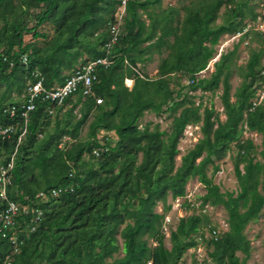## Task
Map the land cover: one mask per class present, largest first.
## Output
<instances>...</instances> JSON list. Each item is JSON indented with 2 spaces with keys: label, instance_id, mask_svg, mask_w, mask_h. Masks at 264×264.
I'll return each instance as SVG.
<instances>
[{
  "label": "trees",
  "instance_id": "1",
  "mask_svg": "<svg viewBox=\"0 0 264 264\" xmlns=\"http://www.w3.org/2000/svg\"><path fill=\"white\" fill-rule=\"evenodd\" d=\"M178 1L179 5L164 7L162 0H129L118 40L109 51L111 62L95 67L91 92L84 95L79 89L61 105L36 99L19 143L24 126L20 110L12 118H0L4 124L16 123V132L0 139V166L14 154L8 198L42 211L33 231L27 226L29 215L19 217L18 252H12L6 237L0 238V264H179L197 245L194 235L209 219L195 213L179 218L170 231L169 248L161 227L170 208L168 197L183 196L187 182L195 177L206 190L201 205H220L227 215V230L209 239L210 262L247 264L251 245L244 230L264 207V99L254 100L256 83L264 81L259 71L264 51L250 52L239 68L243 79L233 95L229 80L237 46L220 53L208 77L199 74L214 56L220 37L242 30L245 11L250 19L256 18V0ZM118 4L119 0H0V110L22 102L28 82L37 79L34 73L51 88L102 57ZM222 6L223 21L217 23ZM44 24L53 27L52 35L39 30ZM27 34L32 41H24ZM164 51L154 77L141 72L139 65ZM179 75L188 80L182 90L214 91L221 85L225 119L221 121L212 107L200 112L186 90L181 94V87L176 92L172 78ZM126 78L132 79L130 86ZM146 111L178 114L167 132L151 121L140 126ZM200 121L202 136L176 165L186 125ZM245 130L261 134L262 161L256 159L252 139L241 138ZM232 145L238 190L222 192L207 175V167L218 170L215 160ZM59 187L67 190L36 198L40 191ZM159 202L162 212L155 210ZM5 204L0 199V212ZM118 235L123 254L116 257Z\"/></svg>",
  "mask_w": 264,
  "mask_h": 264
},
{
  "label": "rangeland",
  "instance_id": "2",
  "mask_svg": "<svg viewBox=\"0 0 264 264\" xmlns=\"http://www.w3.org/2000/svg\"><path fill=\"white\" fill-rule=\"evenodd\" d=\"M262 2H264V0H256L253 2L255 6L254 10L257 14L255 19H250L247 11H245L246 17L243 22L244 26L240 32H237L235 34H224L220 37L218 44L215 46L216 51L214 53V56L210 59L207 67L199 74V76L201 77H208L213 71V63L219 58V53L231 50L234 46H237V52L234 58L235 67H233V72L229 80L231 83L230 92L232 95L243 79L240 74L239 68L246 63L250 52L252 50L259 49H262L264 51V15H262L260 7ZM162 4L165 7L169 4L179 5L180 3L178 0H162ZM224 10L225 7L222 6L218 13L219 15L216 21L217 23H221L223 21ZM259 16H261V20L258 19ZM33 23V18L30 17L28 21L29 26L33 25ZM39 30L45 32L48 36L52 35L53 33V27L50 24H44L39 28ZM32 40L33 39L31 38L30 34L24 36V41L28 42ZM37 42L39 44L43 43L42 40H38ZM166 53L167 52L164 51L161 54H152L150 60L146 61L144 64L139 65L141 72L150 77H154L157 72L158 63L160 59L166 55ZM259 71L264 74V55H262L261 58ZM172 80V87L174 88V90L177 92V90L181 87V94L182 92H184V90H186L188 96H190L191 100L194 101V104L200 106V112H202L204 107H212L215 111V114L221 121L225 119V113L223 111L221 102V85L214 91H201L200 89L188 91L189 89L185 87H183L184 89L182 90V86H186V84L188 83L186 76H173ZM125 84L130 86L132 84V79L126 78ZM256 86L257 92L254 100L259 102L264 99V81H258L256 83ZM22 96L23 94H21L20 98H22ZM231 99L233 100L234 96H231ZM178 111H166L162 114H155L153 112L146 111L139 119L138 123L140 126L149 121L158 123L160 129L169 132L172 119L175 115L178 114ZM200 127L201 121L198 123H190L186 125L183 134L178 142L179 153L175 157L176 165L180 164L181 156L186 153L188 149L193 147L197 140L202 136ZM86 131L87 126L85 125L82 129L80 137H85ZM108 133L112 134V132ZM22 137L23 135L20 136L19 140H21ZM241 138L252 139L253 143L256 146V159L262 161L263 158L259 153V151L263 148L261 134L245 130ZM61 144H63V142ZM235 151V146L232 145L230 151L224 157L215 160V164L218 166V170L213 171L212 165H209L207 167V175L211 177L213 183L219 185V189L222 192H235L238 190V183L233 168V157L235 155ZM87 157V155L84 156V158ZM241 166L242 165H240V167ZM205 191L206 190L204 185L195 177L191 178L187 182L185 194L183 196H179L178 198L175 197L174 199L168 197L167 199V204H170V208L164 213L163 225L161 227V230L164 234V244L168 248L171 246L169 239L170 231L175 228L179 218L195 213L204 214L209 219V223L207 225H203L199 229L198 233L194 235L198 241L197 245L189 248L184 253L179 261V264H212L208 256V252L211 250L209 239L212 237V230L216 231V237L227 230V215L222 206H213L210 204L201 205V196L205 193ZM155 210L158 212H162L163 205L161 202L158 203ZM244 232L251 245V252L249 258L247 259V264H264V207L262 208L259 217L256 220L251 221L246 226ZM149 242L154 244L151 239L149 240ZM118 244L119 250L117 251V253H115L116 257L123 254L122 239L120 235H118ZM239 255L241 256V254Z\"/></svg>",
  "mask_w": 264,
  "mask_h": 264
},
{
  "label": "built area",
  "instance_id": "3",
  "mask_svg": "<svg viewBox=\"0 0 264 264\" xmlns=\"http://www.w3.org/2000/svg\"><path fill=\"white\" fill-rule=\"evenodd\" d=\"M128 1L129 0H119V4L117 5L114 14V20L109 23V39L104 46L105 54L102 57L92 60L87 64H84L81 67L77 68L75 72L68 78H66L62 84L56 85L51 88H46L43 85L42 76L39 73H34V76L37 79L35 82H28L26 90L23 93L22 102H20L19 104H11L5 106L0 110V118L2 116H8L9 118H12L15 116L16 112L20 110V117L24 122V126L23 128H21V131L17 137V143H19L20 141V136L24 135L25 133L28 112L34 109V102L36 99L47 100L51 103L61 105L66 100V98L71 96L79 89H82V93L84 95H87L91 92L92 83L96 79L95 67L98 64H104L107 66L111 62V60L109 59V51L112 48V45L115 44L118 40ZM260 7L262 15H264V2L261 3ZM258 19L261 20V16H259ZM25 60L26 57L23 56L22 61ZM100 101V99H97V102ZM15 132L16 123L4 124L0 121L1 140L10 138ZM101 133L103 134L104 132ZM95 154L98 155L99 151L96 150ZM13 155L6 164H2L0 166V199L6 201L5 207L0 212V238L6 237V239H8L13 245L12 252L16 253L19 250V245L22 243V241H19L17 237V231L22 230L18 227V224L20 223L19 217H22V215H29V222L27 226L29 230L33 231L36 227V224L41 219L42 211L38 207H35L30 203L23 204L21 202L8 198L7 186L11 184L10 170L13 166ZM65 190H67V188L65 189L59 187L52 188L48 192L40 191L36 194V198L40 200L46 199L48 196H57ZM215 235L216 231L212 230V237L216 238ZM6 259H9L8 256L6 257ZM148 264L151 263L149 262Z\"/></svg>",
  "mask_w": 264,
  "mask_h": 264
}]
</instances>
